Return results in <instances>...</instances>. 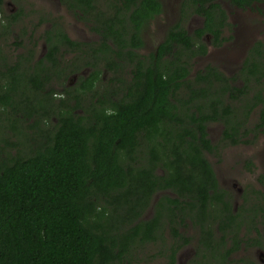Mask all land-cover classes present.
<instances>
[{
  "label": "trees",
  "instance_id": "obj_1",
  "mask_svg": "<svg viewBox=\"0 0 264 264\" xmlns=\"http://www.w3.org/2000/svg\"><path fill=\"white\" fill-rule=\"evenodd\" d=\"M229 1L241 8L264 3ZM104 2L67 1L98 40H74L56 23L46 31L53 68L73 53L57 74L90 70L76 87L63 88L56 122L48 107L54 92L48 90L49 73L32 74L28 86L14 72L10 83L0 84V111L19 90L42 95L37 104L27 96L21 119L34 118L30 126H38L44 139L24 152L18 140L0 144V264H124L132 242L156 238L165 225L180 236L178 228L187 221L199 225L212 250L230 237L228 256L238 246L243 220L236 221L239 210L207 156L218 148L208 129L222 122L225 145L264 133V41L249 48L233 75L212 64L193 74L198 58L209 51L203 37L211 34L215 46L226 41L231 24L219 0H182L181 18L148 53L145 31L163 12L162 0ZM196 14L204 23L190 32L186 24ZM106 73L110 83L119 82L117 90L100 89L108 87ZM256 107L258 122L249 127ZM260 182L264 186V174ZM258 194L262 213H252L264 225V192ZM150 207L153 217L142 219ZM215 219L220 243L214 239ZM181 247L173 249L169 264H176Z\"/></svg>",
  "mask_w": 264,
  "mask_h": 264
},
{
  "label": "rangeland",
  "instance_id": "obj_2",
  "mask_svg": "<svg viewBox=\"0 0 264 264\" xmlns=\"http://www.w3.org/2000/svg\"><path fill=\"white\" fill-rule=\"evenodd\" d=\"M67 1L0 0V84L7 85L14 72L21 73L25 85L27 83L28 86H30L28 78L32 74L49 73L51 80L48 83V90L52 89L54 92L49 97L48 107L50 111L52 110L50 116L53 122L57 121L55 112L62 106L60 96L66 97L63 88L76 87L80 75H87L90 70L85 68L81 72H71L67 77L64 75L69 71L68 69L62 74H57L68 63L67 60L73 58V53H66L63 56L65 59L61 60L62 66L53 68L52 63L47 59L46 31L52 29L56 23L74 40L96 41L99 38L87 22L68 9ZM99 1L102 4L109 0ZM181 2L182 0H162L163 12L145 31L144 53L153 51L163 40L169 27L181 18ZM219 2L226 9L231 24L225 30L226 41L220 48L211 47L208 55L198 58L193 74L207 64H212L225 74L233 75L238 72L250 46L257 40L264 41V3L242 9L233 6L229 0H219ZM103 6L107 7V5ZM202 21V17L194 15L186 26L193 32ZM43 70L45 71L42 72ZM105 77L104 84L108 87H100V89L112 87L117 90L119 82L110 83L107 80L108 77L110 78L108 73ZM62 84L65 86L62 87ZM18 92L14 93L13 103L0 111V144L18 140L19 149L16 146L14 150L24 152L35 149L44 140L38 126H30L34 118L29 122L21 119L22 109L26 108L27 96L30 101L37 104L42 95L34 90L20 94ZM18 99L23 101L20 103ZM66 100L73 102L72 98ZM87 104L88 102H83V105ZM258 117L259 111L256 107L248 120V126L254 127ZM44 125L39 124L43 127ZM17 127L21 128V132ZM223 130L222 122L209 124V137L218 148L208 152L207 156L215 169L221 187L227 189L232 196L234 211L239 210L236 221L243 220L236 249L230 255H226V250L231 248L233 242L230 237L222 243V247L219 244L214 250L206 247V239L202 238L203 233L199 225L187 221L188 224L178 228L180 236L175 234L170 226L165 225L161 233L156 234V238L132 242L124 253V264H169L170 255L178 244H182V247L176 252V264H205L207 261L213 264H264V225L263 217H258L262 212L260 206H257L262 204L259 201L262 194L258 192H264V186L260 182V177L264 174V133L258 130L247 137L244 136L246 141L243 143L225 145L222 142ZM159 196L161 192L155 194L154 199ZM254 208L258 209L256 217L255 213L254 215L252 213ZM153 215L154 209L150 207L141 218L147 219ZM213 222L217 230L214 239L220 243L221 233L217 220ZM224 255L226 259H223Z\"/></svg>",
  "mask_w": 264,
  "mask_h": 264
},
{
  "label": "flooded vegetation",
  "instance_id": "obj_3",
  "mask_svg": "<svg viewBox=\"0 0 264 264\" xmlns=\"http://www.w3.org/2000/svg\"><path fill=\"white\" fill-rule=\"evenodd\" d=\"M232 5H233V4H232ZM233 6H235V5H233ZM236 7H238V6H236ZM238 8H241V7H238ZM242 9H245V8H242ZM193 16H194V15H193ZM193 16H192V17H193ZM196 16H200V17H202L203 21H202V24H201L200 26H198V27H196V28L194 29V31H195L197 28L203 26V23H204V17H203L202 15H198V14H196ZM192 17H191V18H192ZM171 26H172V25H171ZM171 26H170V27H171ZM170 27H169V28H170ZM227 28H228V27H227ZM227 28H226V29H227ZM226 29H225V30H226ZM225 30H224V35H223V36H225ZM190 32H192V31H190ZM212 38H213L212 35H211V34H208V33L203 37V39H204V40L207 42V44H208L209 50H210L211 47H214V48H220V46H222V45L224 44V42H223L222 45H216V46H215V45L212 44V42H211V39H212ZM252 45H253V44H252ZM252 45H251V46H252ZM251 46H250V47H251ZM248 50H249V49H248ZM247 52H248V51H247ZM208 53H209V51H208ZM208 53H207V55H208ZM204 57H205V56H204ZM201 58H202V57H201ZM196 62H197V61H196ZM242 62H243V61H242ZM241 65H242V63H241ZM240 67H241V66H240ZM239 69H240V68H239ZM208 130H209V129H208ZM219 184H220V183H219Z\"/></svg>",
  "mask_w": 264,
  "mask_h": 264
}]
</instances>
